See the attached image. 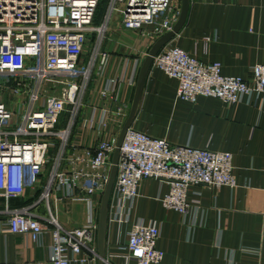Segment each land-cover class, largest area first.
<instances>
[{
	"label": "built area",
	"instance_id": "2783aa9c",
	"mask_svg": "<svg viewBox=\"0 0 264 264\" xmlns=\"http://www.w3.org/2000/svg\"><path fill=\"white\" fill-rule=\"evenodd\" d=\"M98 1L0 0V230L27 235L33 241L48 230V264H69L82 248L96 255L92 198H99L104 189L119 131L107 132L108 116L123 114L118 91L122 84L134 85L136 59L129 74L120 68L104 78L96 92V102L82 126L99 138L91 146L67 141L89 74L102 66L104 54L99 46L111 13L119 14L120 29L155 40L171 29L179 12L177 0H107L102 22L93 25ZM150 64L176 80V98L191 103L205 96L230 107L252 94L264 95V58L250 66L247 79L223 75L219 62H201L174 45L160 49ZM66 112L69 117L61 118ZM59 121L62 125L57 128ZM65 147H69L66 153ZM231 169L228 151L170 144L128 126L118 147L110 220L128 221L143 179L163 181L165 189L156 198L163 208L185 215L189 210L186 188L233 187ZM39 185L40 199L46 203L52 193L57 194L56 200H83L85 222L64 227L49 215L52 227L47 229L29 207L9 208L11 199ZM158 235L155 223L136 221L129 225L119 248L133 264H158L163 257V251L155 247Z\"/></svg>",
	"mask_w": 264,
	"mask_h": 264
},
{
	"label": "crops",
	"instance_id": "0c3cea01",
	"mask_svg": "<svg viewBox=\"0 0 264 264\" xmlns=\"http://www.w3.org/2000/svg\"><path fill=\"white\" fill-rule=\"evenodd\" d=\"M179 2L177 0L178 6ZM107 25L110 33L116 30L122 42L100 43L99 51L104 54L102 66L99 71L93 68L89 74L69 132V145L91 146L99 138L95 131L85 129L82 124L91 104L96 102V92L103 79L120 68L129 74L135 59L137 74L144 55L154 42L139 32L120 29L118 13ZM130 35L136 39L128 40ZM172 45L201 62H219L223 75L247 79L250 66L264 58V0H187L181 27L160 49ZM88 54L87 50L84 61ZM96 58L98 61L100 54ZM176 85L175 79L150 64L129 126L149 136L164 138L170 144L228 151L235 185L216 189L189 185L185 191L189 210L180 215L163 208L156 198L165 189L163 181L143 179L138 184L125 223L110 220L109 197L103 264H133L126 260L124 250L119 247L126 240L129 225L136 221L157 225L159 235L155 247L163 251L158 264H264V95L252 94L236 105L225 107L213 97L198 96L193 103L178 99ZM133 90L134 85L120 86L118 97L124 105L123 114L108 116L107 132L120 129L128 114ZM61 125L59 121L57 128ZM68 151L69 147H65L64 153ZM43 183L44 178L40 185ZM40 185L11 199L9 208L29 207L47 229L52 227L47 221L49 215L64 227L80 226L85 222L86 203L83 200H56L57 194L52 193L46 203L40 199ZM92 199L97 222L100 196ZM1 206L0 201V210ZM2 217L0 214V220ZM50 245L48 230L37 241L27 235L0 230V262L48 264ZM94 250L95 256L82 248L69 264H97L96 232Z\"/></svg>",
	"mask_w": 264,
	"mask_h": 264
},
{
	"label": "water",
	"instance_id": "95a60500",
	"mask_svg": "<svg viewBox=\"0 0 264 264\" xmlns=\"http://www.w3.org/2000/svg\"><path fill=\"white\" fill-rule=\"evenodd\" d=\"M186 10H187V0H180L179 12H178L176 21L173 23L169 31L165 32L164 34H162L161 36L157 37L154 40V42L149 47L147 53L144 55L140 63V66L138 68L129 111L117 133L114 148L111 153V158H110L111 165H110V169L108 173V178H107L104 189L99 199L97 228H96V244H97V255H98L97 264H103V259H104L103 258L104 256L103 255V235H104V228H105V222H106V209H107L108 198L110 195V190H111V186L113 182V177L115 174V167H116V161H117V156H118L119 144L121 142L125 129L129 126L130 121L133 117V114H134V111L137 105L139 93L141 90V86L143 83V79L145 76V72L151 63L152 57L158 52V50L163 46L164 43H166L171 37H173L175 33H177V31L179 30V28L181 27L184 21Z\"/></svg>",
	"mask_w": 264,
	"mask_h": 264
},
{
	"label": "rangeland",
	"instance_id": "374dc122",
	"mask_svg": "<svg viewBox=\"0 0 264 264\" xmlns=\"http://www.w3.org/2000/svg\"><path fill=\"white\" fill-rule=\"evenodd\" d=\"M106 8H107V1H106V6H105V9H104L103 15H102L100 21L97 23V25H99L102 22L103 16H104L105 11H106ZM115 15H117V13L115 11H113L111 13V16L109 17V20L107 21V23H109L110 20L112 19V17H114ZM107 27H108V25H107ZM111 31L112 32L110 33V30H107V32H105L103 34L104 38L102 39V42H104L105 45H107V44L109 45L110 43L112 44L113 42H115V43L122 42V40H121L122 37L118 36V34L115 33L116 30H111ZM134 35H130V37H127L128 40L131 41L133 39H136V37ZM67 109L69 110V106L67 107ZM63 116L65 117L64 119L68 118L69 117V112H66L65 114H63Z\"/></svg>",
	"mask_w": 264,
	"mask_h": 264
},
{
	"label": "trees",
	"instance_id": "16d2710c",
	"mask_svg": "<svg viewBox=\"0 0 264 264\" xmlns=\"http://www.w3.org/2000/svg\"><path fill=\"white\" fill-rule=\"evenodd\" d=\"M106 1L107 0H99L98 1L96 8H95L92 24L97 25V23L100 21L102 15H103L105 6H106Z\"/></svg>",
	"mask_w": 264,
	"mask_h": 264
}]
</instances>
